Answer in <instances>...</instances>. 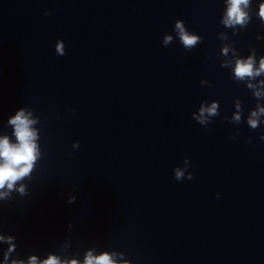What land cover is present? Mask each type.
<instances>
[{
    "label": "water",
    "instance_id": "1",
    "mask_svg": "<svg viewBox=\"0 0 264 264\" xmlns=\"http://www.w3.org/2000/svg\"><path fill=\"white\" fill-rule=\"evenodd\" d=\"M262 4L226 26L229 0H0V139L21 110L37 137L0 264H264Z\"/></svg>",
    "mask_w": 264,
    "mask_h": 264
},
{
    "label": "clouds",
    "instance_id": "2",
    "mask_svg": "<svg viewBox=\"0 0 264 264\" xmlns=\"http://www.w3.org/2000/svg\"><path fill=\"white\" fill-rule=\"evenodd\" d=\"M229 3L230 7L226 13L227 19L224 21L225 25L228 26L232 22L243 24L245 22V13L241 11L240 5H247L248 0H229ZM260 16L264 17V4L260 6ZM176 29L178 30L181 42L186 48H190L198 42L199 37L187 33L184 30L182 22H176ZM170 40V36L165 37L166 44ZM56 51L59 55H65L59 42L57 43ZM224 51L226 53L227 49H224ZM259 71H264V59L261 60ZM259 71L256 73L257 75ZM234 72L237 77L252 76L253 68L251 57L246 62L237 61ZM261 111L264 112V109H261ZM204 112L215 114V105L208 109L202 108L201 115H203ZM29 115H31V113L26 115L25 112L21 110L9 120V123L14 126V135L18 142L17 144L11 145L7 137L0 139V161H3L0 163V188L5 187L7 183V187L11 189L15 181L29 173L32 168V163L36 158L37 145L34 143L37 138L36 132L29 127L31 124L35 123V121L30 120L28 118ZM253 115L255 116L256 113H253ZM201 123H203V120H201ZM249 123L253 127L256 126L255 120H250ZM174 171L175 179L180 181L181 177L184 176V172L180 169H174ZM187 178L189 180L193 179L192 174L190 173ZM217 198H219V196H217ZM69 202H72V200L70 199ZM9 251H11V248H9ZM13 264H16V262L14 261ZM29 264H36L34 257L31 258ZM43 264H61V262L56 257H49ZM72 264H76V262L72 261ZM85 264H114V261L106 253L95 259H93L91 253H89L85 259Z\"/></svg>",
    "mask_w": 264,
    "mask_h": 264
}]
</instances>
